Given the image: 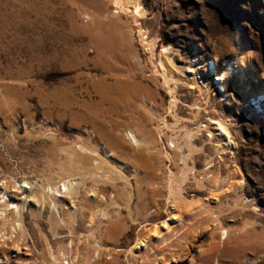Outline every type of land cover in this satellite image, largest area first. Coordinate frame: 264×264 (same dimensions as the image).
<instances>
[{"label": "rangeland", "instance_id": "374dc122", "mask_svg": "<svg viewBox=\"0 0 264 264\" xmlns=\"http://www.w3.org/2000/svg\"><path fill=\"white\" fill-rule=\"evenodd\" d=\"M137 1L0 0V264H264V0Z\"/></svg>", "mask_w": 264, "mask_h": 264}, {"label": "bare ground", "instance_id": "6f19581e", "mask_svg": "<svg viewBox=\"0 0 264 264\" xmlns=\"http://www.w3.org/2000/svg\"><path fill=\"white\" fill-rule=\"evenodd\" d=\"M133 13L135 15H139L141 12H142V8L140 7V4L138 3L137 0H133ZM240 66L239 63H237V67ZM212 123H218L219 124V127H218V132L219 133H223L225 132V129H224V126L222 125L221 122H219V120H212ZM126 133L125 135L131 140V141H134L135 138H134V134L131 132V130H128V129H125ZM66 156H64V159L67 161H72V157L74 155L73 152H69V153H65ZM103 161V160H102ZM104 162V161H103ZM63 163V162H62ZM101 164V163H100ZM64 167L67 168L66 165L63 164ZM102 168V167H101ZM112 171V169H111ZM62 186L64 187V182L62 183ZM25 187V186H24ZM61 190V189H60ZM6 195H7V192L4 190H0V224H4V223H9L11 221V219H13L16 215L17 216H20V211L22 209V206L20 207L18 204H16V202L14 203L13 201H7L6 199ZM11 199V198H10ZM9 200V199H8ZM9 202V203H8ZM8 208V209H6ZM5 209L7 211H5ZM14 221V220H13ZM11 223H14L11 221ZM10 224V223H9ZM13 225V224H12ZM11 225V226H12ZM5 226V225H4ZM3 226V227H4ZM8 226V225H7ZM9 227V226H8ZM14 227V226H13ZM7 228V227H6ZM2 234H5V233H2ZM17 234L20 235V233H18L17 231ZM4 236V235H2ZM13 240V239H12Z\"/></svg>", "mask_w": 264, "mask_h": 264}]
</instances>
